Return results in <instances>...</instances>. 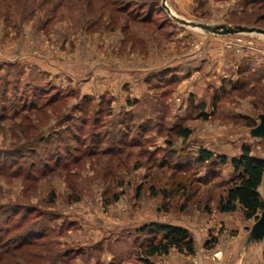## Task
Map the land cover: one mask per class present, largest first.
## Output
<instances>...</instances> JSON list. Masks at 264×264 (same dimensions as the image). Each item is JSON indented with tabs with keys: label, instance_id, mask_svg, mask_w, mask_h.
Here are the masks:
<instances>
[{
	"label": "rangeland",
	"instance_id": "obj_1",
	"mask_svg": "<svg viewBox=\"0 0 264 264\" xmlns=\"http://www.w3.org/2000/svg\"><path fill=\"white\" fill-rule=\"evenodd\" d=\"M167 6L264 30L251 0ZM262 113L263 36L162 0H0V264H264L258 219L218 209ZM151 224L195 254L147 257Z\"/></svg>",
	"mask_w": 264,
	"mask_h": 264
},
{
	"label": "trees",
	"instance_id": "obj_2",
	"mask_svg": "<svg viewBox=\"0 0 264 264\" xmlns=\"http://www.w3.org/2000/svg\"><path fill=\"white\" fill-rule=\"evenodd\" d=\"M252 5L264 6V0H251ZM254 127L255 125H251ZM177 137L188 139L192 131L189 128L179 127L175 130ZM226 164L225 156L215 157L206 150L200 152V161L208 163L214 159ZM230 163L235 172L233 185L227 189L226 196L219 201L218 209L222 213H232L240 206L246 220L258 219L264 210V199L259 191L264 180V157L251 155L250 148L244 147L239 157L231 158ZM154 229L162 235L159 240H152L145 248L147 257L168 255L176 249L186 255L195 254V243L191 235L184 228L169 225L151 224L143 231Z\"/></svg>",
	"mask_w": 264,
	"mask_h": 264
},
{
	"label": "water",
	"instance_id": "obj_3",
	"mask_svg": "<svg viewBox=\"0 0 264 264\" xmlns=\"http://www.w3.org/2000/svg\"><path fill=\"white\" fill-rule=\"evenodd\" d=\"M162 5L176 23L186 27L202 30L211 35L233 36L240 34H255L264 37V30L256 27H246L240 25L233 26L227 24L210 25V24L190 22L175 16L170 10V8L167 6V0H162ZM251 134L255 138L264 139V113L259 115V123L255 128L252 129ZM263 238H264V210L260 213V216L248 237V242L259 241L262 240Z\"/></svg>",
	"mask_w": 264,
	"mask_h": 264
},
{
	"label": "crops",
	"instance_id": "obj_4",
	"mask_svg": "<svg viewBox=\"0 0 264 264\" xmlns=\"http://www.w3.org/2000/svg\"><path fill=\"white\" fill-rule=\"evenodd\" d=\"M263 157H264V156H262V157H258V158H263ZM232 249H233L234 251H236L237 248L233 247Z\"/></svg>",
	"mask_w": 264,
	"mask_h": 264
}]
</instances>
